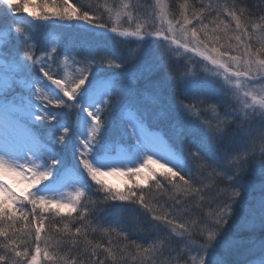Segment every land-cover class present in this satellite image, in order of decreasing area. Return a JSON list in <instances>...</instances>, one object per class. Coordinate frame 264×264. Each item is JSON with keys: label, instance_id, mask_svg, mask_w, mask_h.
<instances>
[{"label": "snow or ice", "instance_id": "snow-or-ice-1", "mask_svg": "<svg viewBox=\"0 0 264 264\" xmlns=\"http://www.w3.org/2000/svg\"><path fill=\"white\" fill-rule=\"evenodd\" d=\"M39 7L42 9L41 14L36 15L29 10L27 0H0V9L6 16L0 18V26L27 40L25 29L18 23L22 10L34 20L75 19L107 29L120 37L138 38L134 43L123 40V59L119 63L106 55L93 57L87 63L76 57L63 58L64 68L73 69L70 75L65 73L63 76L60 71L53 70L54 66L60 69L61 63V57L55 48L44 53L43 60L35 58L31 43L26 44L23 51L24 59L34 68H39L44 78L52 81L70 102L59 103L40 94L38 98L44 102L42 104L45 108L49 105L55 108L68 107L77 115L82 108L85 111L94 108L87 112L92 123L87 139L80 141L82 150L79 154L82 167L99 186L98 191L105 195L103 199L91 203L97 207L108 200L131 202L143 208L156 225L170 230V235H157L151 244L144 247L136 244L129 234L118 227L105 228L103 231L106 235L115 233L119 237L124 233V241L132 240L133 243L113 247L109 239L108 246L102 248L100 243L92 245L91 242H86L84 252L87 264H108V261L111 264H127V260L132 258L129 255L130 248L136 249L134 258L138 264H229L228 256L231 252L245 245V242L226 233V226L233 224L235 218L234 206L242 196L243 185H238L237 181L243 180L250 166L264 167V127L252 131L247 144L241 149L229 152L221 144V139L234 122L233 119L223 115L217 103L206 102L203 97L197 98L193 92L198 87L197 78L202 71L212 77H222L223 83L231 89V98L237 103L235 111L242 119H251L253 114L264 117V15L254 18L257 17L256 12L240 8L236 3L211 2L202 4L200 9L189 15V5L183 3L180 5V18L173 24L168 19L170 14L161 0L148 5L151 13L139 0L135 3L129 0L122 4L123 11L117 14V20L123 16L130 26L134 25V30L118 32L117 27L106 24L103 14L96 15L92 10L94 6L91 5H82L78 11L69 0H60V3L51 5L54 12L43 11V3ZM259 12L264 13V7ZM210 16L214 17L210 21L213 25L211 28L205 23ZM222 17L227 18L229 23H225ZM194 20L199 22V27L193 23ZM231 23H234V28L230 27ZM220 32L224 33L223 43L218 35ZM229 32L232 35H228ZM145 37H156L158 59L139 61L141 41ZM241 48L243 51H240ZM192 53L201 59L196 60L193 55H189ZM94 65L110 69L129 66V75L115 87L104 85L93 95L84 97L82 93ZM161 71L167 82L183 90V96L176 97L183 113L198 122L199 127L207 134L201 137L198 146H193L191 138L199 135V128L183 118L173 119L172 107L163 104V82L148 84L143 91L135 88L137 81H148ZM0 86L7 88L8 81H0ZM109 88L112 90L108 91ZM36 92L41 93V90L37 88ZM80 101H83V105ZM118 107L120 123L131 135V140L158 146L176 166L175 169L168 166L167 174L162 180L157 178V173L149 165L159 163L160 167H164L165 163L150 156H145L141 166L124 171H100L89 162L92 145L98 141L109 116ZM36 119L50 122L55 117L41 115ZM162 125H166V129ZM4 129L6 138L15 137L20 132L15 119L6 120ZM68 135L69 129H63L57 141L63 143ZM172 146L176 147V153H186L189 164L187 169L171 150ZM212 151L220 155L219 166L208 158V153ZM57 163L58 161H51L49 169L45 170L31 156L24 163H10L0 156V264H41V256L49 264L58 260L57 254L47 246L48 239H42L44 214L50 211L47 206L51 205L56 216L64 210L76 211L85 193L77 190L74 197L66 201L46 199L34 193V189L49 178L50 168ZM145 170L147 175L142 177ZM119 172L129 180L133 177L137 180L133 181L131 187L119 190L108 186L102 179ZM149 178L153 182L145 190L141 185ZM19 183L26 184V187L17 190L15 185ZM163 197L167 199L162 200ZM96 207L91 209V215H94ZM78 219L83 222V226L76 227L75 234L68 230L66 224L56 230L61 241L65 239L66 233L67 241L76 246L78 238L87 236L86 228L93 232L101 230L91 226L88 216L81 215ZM256 226L255 218L244 217L233 224V227L250 232H254ZM261 227H264V221H261ZM136 230L145 231L138 222ZM173 237L182 238L179 246L173 245ZM29 239L31 243L28 242ZM41 244L45 245L43 249ZM260 245L264 249V241H260ZM217 246L221 250L219 254ZM193 251L196 253L195 257L191 256ZM101 255L103 259L99 258ZM69 261L77 264L76 260H72L71 254L64 258V264H69Z\"/></svg>", "mask_w": 264, "mask_h": 264}, {"label": "rangeland", "instance_id": "rangeland-1", "mask_svg": "<svg viewBox=\"0 0 264 264\" xmlns=\"http://www.w3.org/2000/svg\"><path fill=\"white\" fill-rule=\"evenodd\" d=\"M89 1H92V3L95 4L92 9L94 12H97L98 9H100L101 12H105V17L107 18L106 24L117 27L118 32L134 30V25L130 26L129 22H127L123 16H121L119 21L117 20V14L123 11L122 4L128 3L129 0ZM201 1H205L207 4L210 2L213 4L228 3L227 0ZM15 2H18V0H15ZM32 2H35V0H28V4L30 5L29 10L38 15L39 11H35V7L32 5ZM51 2L58 4L60 3V0L57 1L58 3H55L53 0H51ZM131 2L135 3L136 0H131ZM139 2L144 5V8L147 9L149 13H151V9L148 7V5L155 4L156 0H139ZM161 4L164 5L165 10L167 11V1L161 0ZM158 12L159 9H157V13ZM19 14L22 15L19 20L23 19L31 22L39 21L43 24L50 25L52 29H49L45 33L44 42L42 44L37 42L36 39L30 38L26 42H18L17 45L14 43H4L7 41L11 42L14 35L17 36V34L9 31L6 27L0 28V81L5 79L8 81L7 88L0 86V118L1 121L4 122L6 120L15 119L16 123L18 124L20 132L18 135H16L15 139V142L18 146L16 148V152L23 163L28 160L29 156H31L35 162L41 166L42 169L48 170L51 161H58L55 166L50 168L51 174L49 178L36 189H34V193L38 197L42 196L46 199L66 201L68 199H72L75 195L74 193L77 190L84 192L81 182L85 176L89 177L86 170L82 167L79 153L80 150H82L80 141L87 139L89 128L92 123V118L87 114V112L94 110V108H88L87 111L83 110L82 108L78 115L68 107L55 108L54 106L49 105L47 108H45L42 104L44 102L40 101L38 98L40 94L47 95L51 100L59 103L67 104L68 101L63 96L61 90L57 88L52 81L44 78V76L40 73L39 68H34L24 59L23 51L25 49V45L28 43L33 45V55L37 60H43L44 53L55 48L56 53L61 57V63L60 69H57L54 66L53 70L54 72L57 70L60 71L61 75L63 76L65 73L70 75L73 69L72 67L66 69L64 68V50L60 52V41L56 37L57 32L56 27L54 26L63 25L65 27H72V32H76L77 34L78 31L82 29L92 32L94 36L97 35L100 37H103V34H106L111 35L112 37L115 36V38L121 40L129 41H135L138 38L134 36L120 37L116 33L110 32L107 29L97 28L94 25L87 24L80 20H63L59 18H52L49 20H34L33 17H29L26 12ZM96 15H100V13H97ZM138 15L140 14L138 13ZM168 19H170L172 23L175 24V20H173L170 16ZM222 19H224L225 23H229L227 18L222 17ZM141 22H143L142 15ZM157 26H159L158 21ZM165 26L167 25L165 24ZM234 26V23L230 24L231 28H234ZM60 34L63 35V33ZM218 35L222 38L221 42H225L223 40L224 33L220 32ZM228 35H232V33L229 32ZM146 39L152 41L150 44H152L151 46L153 47V52L148 59H158L159 54L157 51L156 37H145L143 41H146ZM232 43L235 42L233 41ZM240 51H243V49L241 48ZM232 54L234 53H229V55ZM189 55H193L196 60L201 59L194 53ZM71 57H76V54H72L67 58ZM43 66L44 65H41V67ZM99 74L100 73H94V80L86 85L84 89V97L93 95L101 86H113V81H115L113 76L104 77L100 76ZM128 75L129 74H126L125 78ZM88 79H90L89 76ZM221 79L218 77H212L202 71L201 76L197 78L198 87L194 92L197 95L198 92L206 91L209 98H212L211 102L218 104L220 112L226 117L233 119L234 122L229 125L228 129H226V131L223 133L221 139V144L229 152H231L236 149L239 150L245 146L250 139L252 131L264 127V117L253 114L251 119H242L241 115L235 111L237 108V103L231 98V89L225 85ZM138 87L139 88L137 89L141 91L143 90L140 85ZM37 88L41 90V93L36 92ZM111 90V88L108 89V91ZM6 94L7 99H5ZM257 99H259V97H257ZM80 103L83 105L82 101ZM41 115H47L49 117L54 116L55 119L51 120L50 122L37 120L36 118ZM185 118L190 119L191 117L185 114ZM191 122L194 127L199 128V135L191 138V142L195 147L199 145L201 137H204L207 134L202 128L199 127L198 122L193 121L192 118ZM107 124L108 126L106 128L103 127L101 130L96 145H92V151L88 156V160L94 168L100 171H110L113 169L124 171L141 166L145 156H150L154 159L160 160L162 163H165L164 167H160L159 163L149 165V167L157 173L158 179L162 180L163 176L167 174L168 166H172L175 169L176 166L166 158L167 153L161 151L158 146L146 143L144 141L136 142L131 140V135L120 123L119 107L114 109L113 113L109 116ZM162 127L166 129V125H162ZM63 129H69V135L64 138L63 143H59L57 141V137L61 134ZM227 132H231L230 136H227ZM171 150L173 153H176L175 146H172ZM176 154L177 158L181 162V165L187 169L189 164L186 159V153L179 152ZM2 155L3 151H0V156ZM208 158L213 164L219 166L220 155L217 152L212 151L208 153ZM249 169L252 170H249L248 174H255L253 177H259L258 180L261 179L260 185H263L262 189L264 194V182L262 181V178L264 177V167L252 165ZM141 175L142 177L146 176L147 170H145V172ZM249 176L244 177L242 181H237L238 185H243V190L247 193L249 191V182L253 179V177L252 179H249ZM102 179L107 183L108 186L119 190H124L125 188L131 187L133 181L137 180L136 177H133L132 180H129L127 176L122 174V172L104 176ZM9 182L11 183V181ZM152 182L153 181L151 178H149L145 184L141 185V187L147 190ZM15 187L17 190L23 189L26 187V184L19 183L16 184ZM166 199L167 197L162 198V200ZM241 199L243 198H240L238 202L241 201ZM262 199H264V195ZM118 202L131 203L123 201ZM261 206L263 208L262 215H257L255 217L251 215L247 217V219L255 218L257 222L256 230L254 232L247 231L248 233L244 234L242 229L235 231L231 230L230 226L228 230H226V233L235 239L245 242L244 247L231 252V254L228 256L229 264H264V249H262L260 245V241H264V227L261 228V221H264V201H261ZM47 207L51 208V205H48ZM165 207H169V205H165ZM131 209L132 207L130 210ZM133 209L135 210V208ZM52 211L54 212L55 210ZM74 212L76 211L64 210L61 213L68 214ZM136 212L140 213L139 211ZM238 220L239 219H237L236 222ZM152 229L156 234H162L164 236L170 235V230L166 228V232L165 227L162 225L159 227H152ZM181 240L182 238L173 237L172 243L174 246H179ZM191 256L195 257L196 253L193 251ZM42 260L43 256H41V261ZM41 264L44 263L41 262Z\"/></svg>", "mask_w": 264, "mask_h": 264}, {"label": "trees", "instance_id": "trees-1", "mask_svg": "<svg viewBox=\"0 0 264 264\" xmlns=\"http://www.w3.org/2000/svg\"><path fill=\"white\" fill-rule=\"evenodd\" d=\"M53 1L56 3L59 0H53ZM165 1H167V11L170 14L169 16L175 21L180 18L181 4L187 3L189 5V10H188L189 15H191L192 11H196L200 9L202 4L207 5L205 1H201V0H165ZM18 2H20V0H18ZM69 2L72 3L73 6L77 7L78 11L80 10V6L82 5L83 6L95 5L92 3V1L90 2L89 0H69ZM227 2L236 3L240 8H247L248 11L256 12L257 17L254 18H258L259 15H264V13L259 12V9L264 7V0H227ZM42 3L45 5L43 11H48V12L55 11V9L51 7V5L54 4L51 2V0H35V2H32V5L35 7L36 12L39 11L38 15L41 14L42 9L39 7V5ZM103 12L104 11L101 12L100 9H98V11L95 13L96 14L100 13V15L103 14L102 18L107 23L106 21L107 18L105 17L106 14L105 12L104 13ZM20 13H23V11L21 10ZM0 18H6L5 12L2 9H0ZM213 18L214 17L210 16L208 17L207 20H205V23H208L210 28L213 27V25L210 23V21ZM18 23L20 26H22L25 29L28 39L25 40L23 36L14 35L11 42L7 41L4 43L6 44L14 43L18 45V42L23 43L24 41L26 42L30 38H33L36 39L37 42L42 44L44 42L45 33L49 29H52L50 25L43 24L39 21L31 22L22 19L19 20ZM193 23H195L197 27H199L198 21L194 20ZM1 27L3 26H0V28ZM54 27H56V32L58 33V34L56 33V37L60 41L59 43L60 52L64 50L63 53L65 57H70L72 54H76V58H78L77 60L84 61L85 63H87L93 57H100L104 55L110 57L111 59L115 60L118 63L123 59V52H124L123 44L125 43V41L115 38V36L112 37L111 35H106V34L105 35L103 34V37L97 35L94 36L92 32L82 29L79 30L77 34L76 32H72L73 30L71 29L72 27L71 28L65 27L63 25L54 26ZM60 33H63V35H61ZM127 42L134 43L135 41H127ZM151 42L152 41L149 39H146V41H141L142 49H141V56L139 58L140 62L144 60H149L148 58L151 56L153 52V47L151 46L152 44H150ZM94 73H100L99 75L104 77L113 76L115 78V81H113V87H115L116 85L124 81L126 74H129V66H125L124 69H110L107 66L94 65L91 70V74L89 75L90 79H88L87 85L94 80L93 78ZM158 81L164 83L163 104L170 105L172 107V118L173 119L183 118L184 120L191 122V118L190 119L185 118V113L182 112L183 110L176 100L177 96H183V90L179 86H173L170 82H167L166 76L164 75L163 71L154 74L152 77L149 78L148 81L145 80L137 81L135 88L136 89L139 88L138 86L140 85L143 88V90H146V86L148 84H155ZM84 93L85 92L83 91L82 95H84ZM207 94L208 93L206 91L198 92L197 95L195 92H193V95H195L197 98L203 97L206 102H211L212 98H209ZM77 99L79 100V98ZM107 126L108 124H105L104 128H106ZM230 134L231 132H227V136H230ZM249 170L251 171L252 169ZM249 175L250 174L247 173L245 177H248ZM254 175L255 174L251 173L249 179H252ZM258 178L253 177V179L249 182L248 193L245 192L244 190L242 191L241 198L243 199L237 202L236 205L234 206L235 218L233 224H235L236 220L240 219L241 217L247 218L251 215H253V217L257 215L258 216L262 215L263 208L261 206V201H264V199H262L264 194L262 189L263 185H260L261 179L258 180ZM253 180H258V181H253ZM262 181L264 182V177L262 178ZM81 183L85 195L81 197L80 199L81 201L78 203L77 206L78 209L76 210V212L68 213V214L60 213L59 216H56L52 211V208L48 207L50 211L44 214L45 222H44V226L42 227V239L44 238L48 239L47 246L49 250L54 251L58 256V260L52 262V264H64V258H66L69 254H71L72 260L77 261V264H87V255L84 252V249L86 247V242H91L92 245H95L96 243H100L102 245V248L108 246L109 239H111L113 247L117 245L123 247L124 243H128L129 245L133 243L132 240L124 241L123 239L125 235L124 233H121L119 237L116 236L115 233L106 235L103 229L108 227H118L124 230L127 234L131 236L133 240H135L136 244H140L144 247H147L149 244H151L155 236L157 235L161 237L164 236L162 234L154 233L155 231L153 232L152 227H159L160 225H156V223L151 219V217L139 205H135L132 203H122V202L120 203L117 200H108L106 203L99 204L96 207V205L91 203V201L103 199L105 193L98 191L99 186L95 184L89 177L85 176ZM95 207L96 209H94V215H91V209ZM131 207L132 209L130 210ZM133 208H135V210L139 211L140 213H137ZM81 215L88 216L91 221V226L93 228L99 227L101 230L93 232L91 231L90 228H86L85 231H87V236L78 238V244L76 246H73L71 243L67 241L66 233H65V239L61 241L59 234L57 233L56 230L63 228L64 225L66 224L68 230H70L71 233L75 234L76 227L83 226V222L78 219V217ZM137 222L145 229V231L140 232L136 230ZM233 224L226 226V230H228L230 226L231 230L237 231L238 228L233 227ZM33 227H35V225H33ZM49 227H51V233H49ZM165 230L167 232L166 228ZM243 232L244 234L248 233L247 230H243ZM28 242L31 243V239H29ZM34 247L35 246L33 245V249ZM44 247L45 245L41 244V248L43 249ZM217 251L218 253L221 251L219 247H217ZM135 252H136L135 248H130L129 255L132 258H129L127 260V264H138V261L135 260L134 258ZM99 258L103 259V255H101ZM41 262H43L44 264H49V261L44 259ZM69 264H71V261H69ZM108 264H111V261H108Z\"/></svg>", "mask_w": 264, "mask_h": 264}, {"label": "bare ground", "instance_id": "bare-ground-1", "mask_svg": "<svg viewBox=\"0 0 264 264\" xmlns=\"http://www.w3.org/2000/svg\"><path fill=\"white\" fill-rule=\"evenodd\" d=\"M4 124L5 122L1 121L0 118V151H3L2 156L10 163H23L16 152V148L18 147L15 142L16 136L6 138Z\"/></svg>", "mask_w": 264, "mask_h": 264}]
</instances>
